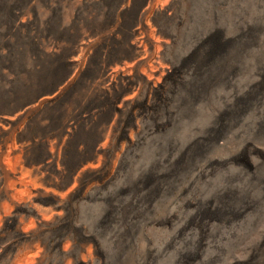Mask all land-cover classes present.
Instances as JSON below:
<instances>
[{"label": "rangeland", "instance_id": "obj_1", "mask_svg": "<svg viewBox=\"0 0 264 264\" xmlns=\"http://www.w3.org/2000/svg\"><path fill=\"white\" fill-rule=\"evenodd\" d=\"M4 118L0 264H264V0H0Z\"/></svg>", "mask_w": 264, "mask_h": 264}, {"label": "bare ground", "instance_id": "obj_2", "mask_svg": "<svg viewBox=\"0 0 264 264\" xmlns=\"http://www.w3.org/2000/svg\"><path fill=\"white\" fill-rule=\"evenodd\" d=\"M258 17V16H257ZM251 33V32H250ZM157 41V40H156ZM211 42V41H210ZM247 42V41H246ZM143 44V43H142ZM222 44V43H221ZM221 44H219L218 42H212L210 47H208V51H206L205 55L203 56L202 61L199 63V67L197 69H199L200 71L203 70H211V78H209V80L207 79V84L210 83H214L218 80H220V78L222 79L223 73L222 72H226V74L228 75V73H231L233 71V67H234V61L231 59L229 60L228 58V65L225 68L224 64L226 61H224V57L226 56V52L227 48L222 46ZM229 44V43H228ZM253 44V43H252ZM251 45V44H250ZM240 46V45H239ZM238 53V51H236ZM244 53V52H243ZM202 57V55H200ZM235 57L236 59H239L238 56L234 55L232 56V58ZM241 57V56H240ZM226 58V57H225ZM227 59V58H226ZM234 59V58H233ZM235 60V59H234ZM254 60V59H253ZM222 61V63L220 62ZM233 61V62H231ZM227 63H225L226 65ZM224 67V68H223ZM249 67V66H248ZM219 74H221L219 76ZM153 77V74L151 73L149 76H147V79L150 80V78ZM218 77H220L218 79ZM221 81V80H220ZM219 82V81H218ZM202 84V83H201ZM206 84V85H207ZM218 95V94H217ZM244 96V95H243ZM246 100V99H245ZM235 103V102H234ZM219 116V115H218ZM1 123L3 124H7L10 125L12 122L10 120V118H4L0 120Z\"/></svg>", "mask_w": 264, "mask_h": 264}]
</instances>
